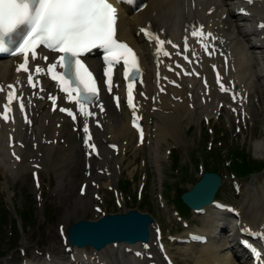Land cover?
Returning <instances> with one entry per match:
<instances>
[{
  "label": "snow or ice",
  "instance_id": "snow-or-ice-1",
  "mask_svg": "<svg viewBox=\"0 0 264 264\" xmlns=\"http://www.w3.org/2000/svg\"><path fill=\"white\" fill-rule=\"evenodd\" d=\"M117 20L118 9L110 0H0V53L22 54L23 62L19 63L17 71L22 69L28 73L29 53L35 59L38 46H46L48 50L58 51L60 55L55 62L47 65V71L37 64L35 72L50 73L53 80L59 81L64 93L67 94V99L75 101L80 106V110L85 112V105L94 100L98 89L92 72L80 58L82 53L97 46L103 49L104 60L108 65L105 74L108 76L109 90H111L112 83L111 69L116 62L123 60L125 75L130 80L132 79L129 76L130 70L134 69L136 73L140 71L137 66L138 57L133 49L116 36ZM200 27L203 28L202 25ZM260 27L264 28V23ZM142 31H145L158 45L155 50L157 55L161 52L165 56L169 54L163 47H160L165 41L159 35L151 33L148 29H142ZM196 35L197 32L193 30L192 36ZM202 35L215 39L210 32L202 33ZM168 43L170 44L171 41ZM184 47H188L187 37H185ZM203 47L207 50V43H204ZM43 59L48 58L43 57ZM57 68L60 71H56ZM217 79L219 80V76ZM27 82L32 85V74L27 75ZM3 87L0 85V89ZM7 87L10 89L7 99L11 101L13 99L11 89L14 85L9 84ZM22 95L21 92L20 96ZM48 98L53 101L57 99L55 96ZM128 104L133 108V123L135 124L137 105L133 103L131 85L128 88ZM3 107L5 112L0 115H3V119L7 121L10 117L6 113L11 111V104L6 102ZM24 108L25 104L21 101V111ZM100 108L103 110L102 105ZM59 110L67 112L69 116L76 119L71 108L64 107ZM85 115L90 116L94 113L85 112ZM84 132L86 134L89 132L87 123H84ZM89 140L90 136L85 140L86 146L95 150L96 145L89 143ZM16 158L19 159L18 156Z\"/></svg>",
  "mask_w": 264,
  "mask_h": 264
},
{
  "label": "bare ground",
  "instance_id": "bare-ground-1",
  "mask_svg": "<svg viewBox=\"0 0 264 264\" xmlns=\"http://www.w3.org/2000/svg\"><path fill=\"white\" fill-rule=\"evenodd\" d=\"M217 2L220 0H216ZM184 0H152L149 9L144 12L141 13L138 18H141L142 20L151 18V11L155 6H159L160 9H162V7H166L167 9L164 10H159L155 19V22H157L158 24H160L161 26H165L167 28V30L169 32H175V30L177 29L179 24H183V19H184V11H183V7L181 5V3L183 4ZM185 3V2H184ZM204 3V2H203ZM220 5V4H219ZM185 6V4H184ZM121 31L123 33V35L127 38L130 39L132 42H134L138 48L140 49V51L144 54L145 53V49L139 44L138 40L134 37L133 35V27L130 25L129 22H127L126 20L123 21V25L121 27ZM258 49H262V45H260L258 47ZM234 64L237 66L238 71H243L244 73V66L243 64L241 65V63L237 60L235 54H234ZM1 68H0V76L1 77H5L7 75L6 72V62H2L1 63ZM250 68V66H246V73L247 70ZM9 76H6L5 79H8ZM240 78V77H239ZM186 86V85H185ZM182 91H179V94H182ZM174 103L170 100V99H165L163 101V111H157L154 113V118L157 120L158 122V130L159 133L158 135H162V133L166 130V129H170L172 128L173 125H176L179 121H180V116L184 113H188L190 112V109L185 107L183 111H180V107L182 106V103H176V107L175 109H172V105ZM168 112H165V111ZM114 119V133L116 134V136L118 138H122L125 137L129 132L130 129L128 128V125L126 123H122L118 120L117 116H113L112 117ZM47 128L42 127V132H47ZM160 138V137H159ZM159 138L156 137L155 139L157 141H159ZM39 150L43 152L42 155V161L45 163V166L47 168V170L50 172V174L52 172H55L57 169H59L60 171V177L63 181V183L65 184V182L67 181V178L69 177L68 175V170H65V161L62 159V161L58 162L55 159V154L59 155V150H57V148H55L54 146H45L43 144H40L39 146ZM254 148L259 152V153H264V142L261 140L256 141ZM31 152V156H35V152L34 151H30ZM157 152H158V147L155 146L154 148V155L157 156ZM114 161L115 162H120L121 159L118 157H114ZM111 159L107 158L105 163H110ZM3 167L5 170H12V165L8 164L7 162L3 163ZM25 167H21V170H24ZM20 170V171H21ZM20 171L18 173H20ZM62 192H65V189L62 190ZM90 198H87L85 201H83V198H80L78 196H76V198L72 199V200H68L66 202V209H65V213L63 217L66 218H70L72 217V220H77L80 218H94V212H89V203H90ZM250 201H247L251 204H253V207L255 210L258 211L257 213V217L262 215L263 211H264V207L260 205H258V201L260 200V198L258 199V197L256 196V194L254 196H250L249 197ZM210 211V210H207ZM214 213V212H213ZM222 221V216L220 215H212L211 219L208 221L209 223H205V227L202 228V230L206 229L209 230V228H216L219 226V224ZM264 223V222H263ZM262 223V224H263ZM153 236V234H152ZM219 241L215 242L214 244L217 245ZM227 241L226 240H222L218 243V250L221 251V253L224 250V247L226 246ZM209 245L205 244L203 247L206 251V256L205 258H208L206 261L210 260L214 257H212V254L210 253V248L208 247ZM89 249V248H88ZM86 249V250H88ZM125 248H117L114 253L113 256H118V260L122 263V264H138L136 261H133L130 257H128L125 254ZM209 249V251H208ZM108 251V248L105 250V252ZM53 252L55 253V256L53 257V260H57L58 263L62 264L65 262V258L64 256H60L58 257L59 254H61L60 252L56 251L55 249H53ZM223 257H220L222 259L221 262H223V264H235L232 260H230L226 254H223ZM80 259H83L82 256L78 255L77 256ZM43 258V257H42ZM56 261V262H57ZM44 262V260H43Z\"/></svg>",
  "mask_w": 264,
  "mask_h": 264
},
{
  "label": "rangeland",
  "instance_id": "rangeland-1",
  "mask_svg": "<svg viewBox=\"0 0 264 264\" xmlns=\"http://www.w3.org/2000/svg\"><path fill=\"white\" fill-rule=\"evenodd\" d=\"M262 64H264V60H260L259 68L262 66ZM201 137L202 136L199 135V132L193 131L191 129L186 134H184V133L181 134V139L179 140V144H180V146L184 147L185 142H188L190 140L193 141V142H196V144H199V141H200ZM258 140H261V141L264 142V112L257 114L256 126H255V130L253 131V133L251 134L250 131L246 132L243 136H241L240 142H239L240 144H238V145H245V147H247V149L249 151V154L252 156L253 159H255L257 161H263L264 160V153H259L254 148V145H255L256 141H258ZM171 141L174 142L176 140L173 139ZM224 143H225V145H224V147L222 149L215 147L214 152H213V155L215 154L214 155L215 158H217L216 152L221 151V153L224 154V153H226V151L229 150V146L233 144L229 140V138H226ZM200 144L204 146V142L203 141ZM238 145H236V146H238ZM209 161H210V158H209ZM189 167H192V164H190ZM225 170L226 169L221 166V171L224 172ZM167 172H169V170ZM192 175L194 176V178H196V171ZM260 177L261 176H258V178H260ZM169 179H171V176L169 177ZM179 179H180V177H179ZM248 179H250V178H248ZM188 180H190V179H188ZM180 181H182V180H180ZM187 181H186V183H182L181 186H185L187 184ZM22 185H23V183H22ZM147 189L151 190V186H149ZM19 191H20V189H17L18 195H17V198H16V202H17V204L19 206H22V204H27V202L33 203L32 199L30 197V194H29L31 192V189H30L28 183L26 184V188H25V192H27L28 194L23 195V194L19 193ZM152 198H153L152 201L155 204L154 196ZM153 203H152V205H153ZM177 205L179 206L180 204L177 203ZM156 211H157V209H156ZM154 213L161 218V216L158 215L159 210H158V212H154ZM163 214H165V213H163ZM49 218H51V219H53L55 221L57 216L50 214ZM49 223H50V220H49ZM47 224H48V222H46V223L44 222L43 223V225H47Z\"/></svg>",
  "mask_w": 264,
  "mask_h": 264
},
{
  "label": "water",
  "instance_id": "water-1",
  "mask_svg": "<svg viewBox=\"0 0 264 264\" xmlns=\"http://www.w3.org/2000/svg\"><path fill=\"white\" fill-rule=\"evenodd\" d=\"M199 202H200V201H198V200H197V201H195V203H199ZM200 205H201V204H200Z\"/></svg>",
  "mask_w": 264,
  "mask_h": 264
}]
</instances>
